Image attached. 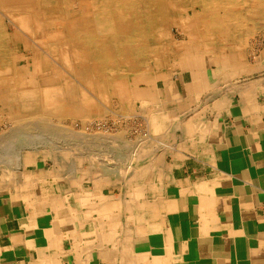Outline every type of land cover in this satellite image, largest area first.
<instances>
[{
    "label": "bare ground",
    "instance_id": "bare-ground-1",
    "mask_svg": "<svg viewBox=\"0 0 264 264\" xmlns=\"http://www.w3.org/2000/svg\"><path fill=\"white\" fill-rule=\"evenodd\" d=\"M255 15L264 20V0H0V118L22 128L32 124L50 129L51 138L42 144L37 133L35 143V138L27 141L28 135L17 132L6 148L5 142L0 144V188L5 184L11 191L19 216L31 214L35 222L37 211L42 213L41 207L54 195L73 216L66 232L72 243L61 253L66 250L82 259L79 264H98L100 258L118 264L114 258L131 253L137 259L134 264H149L137 258L127 241L117 242L116 228L122 220L115 215L127 210L125 233L134 226L143 239L137 244L162 240L164 264L181 261L179 253L195 244L173 242L190 235L175 210L198 202L201 231L208 233L213 222L226 219L217 208L224 205L219 199H225L215 198L225 192L213 188L209 179L179 183L176 168L187 160L185 152L213 156L207 138L212 123L202 122L201 116L210 109L222 111L230 89L237 90L230 80L246 77L245 100L264 93V49L256 63L246 61L243 54L245 47L250 49L244 44L253 34ZM174 26L187 39L176 40ZM208 57L221 59L219 72L205 63ZM164 68L183 73L186 97H163L169 84L163 80L164 87L159 85L155 72ZM143 84H156L155 95L142 90ZM199 93L206 97L194 104L193 96ZM171 103L175 107L169 108ZM136 120L137 135L128 140L124 135ZM168 156L173 161H167ZM80 168L89 172L84 188L83 182H73L79 179ZM231 182L227 185H238ZM182 189L187 191L181 193ZM253 197L257 202L254 192ZM58 209H53L51 221L64 214ZM171 210L176 213H167V227L160 226L163 213ZM140 221L158 225L147 233L138 229ZM80 223L93 227L81 230ZM44 233L48 252L57 238L50 227ZM48 259L42 264H49ZM56 264H61L59 259Z\"/></svg>",
    "mask_w": 264,
    "mask_h": 264
},
{
    "label": "crops",
    "instance_id": "crops-1",
    "mask_svg": "<svg viewBox=\"0 0 264 264\" xmlns=\"http://www.w3.org/2000/svg\"><path fill=\"white\" fill-rule=\"evenodd\" d=\"M247 82L249 83L244 80L243 82L237 81L239 85L236 84V89L239 91L230 89V97L227 98L222 111L217 112V109L213 111L210 109L201 116L202 122L212 123L207 138L210 148L214 149L213 156L212 154L209 156L185 152L187 160L176 168L175 176L178 179H175L179 183L182 182L179 179L186 181L209 179L213 188H216L218 192H225L220 195L218 193L215 198L225 199V201L219 199L224 205H219L217 208L219 214L226 215V219L223 222H213L209 232L202 233V227L198 221L200 214L198 202L193 201L188 208L175 210L182 216L183 227L190 232V235L183 239H174L173 242L178 246H184L183 243L188 241L195 246L179 253L181 261L174 264H264V93H258L247 100L243 99L242 92L249 85ZM169 88L168 85L165 89L167 99L176 98L168 96ZM181 88L182 96L180 97H184L186 96L184 81ZM213 97L212 94L207 99ZM194 99L197 101L196 96H193L192 101ZM200 102L202 103V100ZM178 131L179 136L183 137L181 129ZM135 134H137V129L129 133L131 137ZM200 145H205V143ZM167 161L171 162L173 158L168 156ZM82 171V173L79 172V179L73 181L74 183L83 182L80 188H84V182L90 181L89 172ZM232 180L238 183L236 187L227 185L229 182L232 183ZM221 181L226 183L216 186ZM33 183L38 191L37 197L38 194L41 197L38 187L39 180L35 179ZM2 185L0 188V214L3 215V219H0V264H30V262L42 264L49 257V264H56L58 259L61 264H79L80 260L83 261L77 256L74 258L66 253L72 243L68 240L66 232L72 228L70 220L73 216L66 211L64 206L58 205V202L52 198L54 195H51V201L41 207L42 213L37 211L38 217L34 222L31 214L19 216V211L13 204L9 193L11 191L7 190L5 184ZM114 189L117 193L119 192L117 186ZM179 191L183 193L187 190ZM253 192L257 202H254ZM53 209L64 210V214L58 212L62 216L55 217L51 221ZM124 211L120 210L115 215L122 220V225L118 224L116 228L118 230L117 242L127 241L129 247H134L136 253L139 254L137 258H143L149 264L154 261L164 264L167 252L160 245L163 241H148L145 244L142 243L141 246L137 244L143 242L142 236L136 234L134 226L128 229V233H125L126 228H123V221L126 213ZM175 211L164 212L160 226L167 227L170 219L167 213H176ZM78 216L80 217V214ZM138 223V229L141 228L147 233L152 231V226L158 225L149 221ZM46 227L52 228L57 238L55 245L52 241L50 242L48 252L44 249L47 242L45 238L47 234L44 233ZM80 227L81 230H90L93 226L89 223L85 225L80 223ZM159 228L161 231H171L170 228L154 227V229ZM137 245L139 249L136 248ZM62 249H66L64 253H61ZM149 249L152 250L151 253ZM143 250L150 254L143 256L139 253ZM98 261V264L107 263L104 258ZM114 261L118 264L123 262L134 264L137 259L134 261L132 254L129 253L124 254L123 257L114 258ZM188 261L190 262L187 263Z\"/></svg>",
    "mask_w": 264,
    "mask_h": 264
},
{
    "label": "rangeland",
    "instance_id": "rangeland-1",
    "mask_svg": "<svg viewBox=\"0 0 264 264\" xmlns=\"http://www.w3.org/2000/svg\"><path fill=\"white\" fill-rule=\"evenodd\" d=\"M254 19H252V23H254V27H253V34L250 36V37H248L246 40H248V43L246 42L245 44H244V46H246V44H249V50H247V47H245V49H244V52H243V54H244V58L246 59V61L247 60H249V61H251V62H253V63H256V57H257V55H259L260 54V52L264 49V20H261V19H259L256 15H255V17H253ZM251 23V24H252ZM6 24H7V26H8V28H9V31L10 32H12L13 30H14V26H13V23L11 22V21H6ZM255 25H257V26H255ZM172 36L176 39V40H178V41H180V40H183V39H187V36H185V33L183 32V30L182 29H180V28H178L177 26H174L173 28H172ZM175 48V47H174ZM214 51L215 52H217V51H219V50H217V47L215 48L214 47ZM204 61H205V63L207 62V64H208V66H209V68L210 69H213V70H216V71H218L219 72V70L221 69V67H222V63H221V59L220 58H218V57H215V58H210V57H208V58H206V60L205 59H203ZM220 60V61H219ZM204 68H208V67H205L204 66ZM259 73L258 72H255L254 73V75L256 76V75H258ZM158 77V79H159V82H160V84L159 85H161V86H163L164 87V83L162 82L163 80H166L167 82H168V84H169V90L170 91H168V96L169 97H176L175 99H177V97H179L180 98V96H182V92H181V90H182V88H181V85H182V83H183V81H184V76H183V73H180L178 70L176 71V70H173L172 68H164L163 70H161V71H156L155 72V77ZM247 76H250V74L249 75H247ZM246 77L245 76H243V77H237V78H235V79H232V80H230L232 83H234V84H238L237 83V81H239V82H243V80L244 81H247L246 79H245ZM158 82V83H159ZM222 82V81H221ZM229 83V82H228ZM155 85V86H154ZM154 85H150V87H146V84H143V85H141V88H142V90H146L150 95L152 94V95H155L154 93H155V87L157 86L156 84H154ZM168 86V85H167ZM177 86V87H176ZM143 87H145L144 89H143ZM163 92H164V90H162ZM185 92H186V86H185ZM165 94V93H164ZM163 94V97L165 98V97H167V95L165 94L164 95ZM153 97V96H152ZM186 97V96H185ZM196 98H197V101H196V99H194V101H191V102H194V104H197V103H200V101L201 100H203V97L201 96V94L199 93V94H196ZM168 106H170L169 108H171V107H175V103H171V104H169ZM3 119V120H2ZM111 121L112 120H110V124H112L111 123ZM138 121H139V119H138ZM11 121H9V119L8 118H5V117H1L0 118V135H3V138L0 140V144H2L3 142H5V143H3V144H5L4 146H5V148L7 147V145H8V143H11L10 141L11 140H14L13 138H15V137H13L12 138V136H13V134L15 133H17L18 132V134H16L17 136L18 135H22V136H25V137H27V135H28V137H27V141H31V140H29L28 138H35L34 139V142L36 143V142H39V141H41V143L42 144H46V143H49L50 142V135H49V130H46V129H40V128H38V129H36L37 127H33V125L32 124H30L31 126H28L29 127V129L27 128V127H24V128H22V126H20V125H16V124H14V122H11ZM136 122H137V120L136 121H134L133 123H132V125H131V127H132V130H134V129H136L137 128V126L139 125V124H136ZM66 123V124H65ZM64 124L65 125H70V121L69 120H66L65 122H64ZM109 124V125H110ZM13 125V126H12ZM30 127H31V129H30ZM13 128V129H12ZM17 128V129H16ZM19 128V129H18ZM36 129V130H35ZM41 130V131H40ZM44 130V131H43ZM55 131H58V130H60V129H54ZM67 130V129H66ZM65 130V131H66ZM69 130H71V129H69ZM74 131H78L79 129H73ZM35 131V132H34ZM21 132V133H20ZM70 132V131H69ZM20 133V134H19ZM40 134V136H42V137H40V136H38V134ZM14 134V135H15ZM34 134V135H33ZM7 136V137H5L4 138V136ZM33 135V136H32ZM44 135H45V137L47 138H44ZM49 135V136H48ZM137 134H135L134 136H133V139L135 138V136H136ZM125 137H126V139H130L131 138V136L128 134H125L124 135ZM38 137H40L41 138V140H36V139H38ZM9 138V139H8ZM43 139V140H42ZM44 141V142H43ZM64 142L65 141H62L61 142V144H62V146H64ZM52 150V149H51ZM53 158H51L50 160H52ZM48 161L47 162V165L48 166H51L52 165V161ZM81 169V168H80ZM79 169V172H81L82 171V169L80 170ZM85 171V170H84ZM86 173V172H85Z\"/></svg>",
    "mask_w": 264,
    "mask_h": 264
}]
</instances>
